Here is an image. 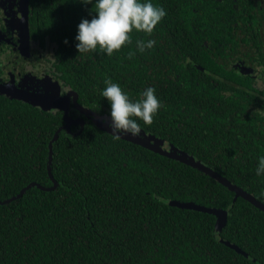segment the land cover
I'll list each match as a JSON object with an SVG mask.
<instances>
[{
	"label": "trees",
	"instance_id": "obj_1",
	"mask_svg": "<svg viewBox=\"0 0 264 264\" xmlns=\"http://www.w3.org/2000/svg\"><path fill=\"white\" fill-rule=\"evenodd\" d=\"M28 1L29 21L57 43L58 70L80 105L115 111L119 122L143 126L141 135L168 141L257 200L264 198L262 159L238 152L241 142L228 144L231 130L213 141L215 129L201 131L193 118L197 106L228 104L216 94L226 82L202 81L201 60L186 59L199 52L200 33L225 37L232 31L230 3ZM216 73L224 74L221 67ZM88 119L78 134L62 129L52 144L56 187L32 186L0 203V264H264L263 210L234 199L207 173ZM63 123L61 110L41 113L0 94V201L30 182L53 185L48 141ZM219 145L225 150L221 160L203 158ZM233 151L242 154L234 158ZM170 200L221 209L223 225L216 233L215 215Z\"/></svg>",
	"mask_w": 264,
	"mask_h": 264
},
{
	"label": "flooded vegetation",
	"instance_id": "obj_2",
	"mask_svg": "<svg viewBox=\"0 0 264 264\" xmlns=\"http://www.w3.org/2000/svg\"><path fill=\"white\" fill-rule=\"evenodd\" d=\"M226 3H230L232 8H235L234 11H228L234 17L232 31L225 37H220L221 34L217 33L210 37L200 33L197 36L200 50L196 56L188 57L186 62L201 60L200 64L203 67L198 66V63L195 65L199 68L198 76L204 82L207 80L215 82L216 79L225 81L226 84L222 85V89H219L216 94L228 98L226 99L228 104L222 107L218 105L197 106L193 118L201 131L202 129H215L211 131V137L217 143L226 139L225 134L231 130L228 144L233 145L241 142L238 152L246 151L250 159L255 158L260 161L261 158L264 167V154L261 153L264 151V0H225ZM17 15H19L18 21H16ZM31 16L32 12L29 10V1L27 0L26 38L21 25V1L0 0V83H14L25 74L37 81L45 77L44 82L39 83L42 87L35 89L32 85L30 89L35 91L33 92L35 94L39 93L40 97L42 94H46L51 98H46L44 109L37 105H31L39 112L51 115L61 110L63 119L66 114L72 120L70 124L64 121L57 127L55 132L59 130L58 134L64 129L72 135H76L82 129L86 119L89 118L90 121L92 118L80 112L76 105L99 114L104 124L110 127L122 130L125 128L124 123L128 126V130L132 129L134 133L140 134L143 126L125 118L119 122L121 117H118L115 111L108 109L98 112L85 105H80L77 101L78 94L62 79L58 70L57 43L46 34L39 32L38 26L33 21H29ZM239 17H243L245 21L238 19ZM16 24L19 26L16 27ZM16 28H19L18 32L15 31ZM218 67H221L224 74L216 73ZM58 86L60 87V96L65 97V101H67L66 106L61 108L49 103L55 101L57 104L59 103L57 99H53L55 96L53 91ZM25 87L28 88L27 85ZM208 112H212L211 116L207 114ZM211 117L213 121H208ZM95 126L97 125L95 124ZM72 129H76V131L71 132ZM223 129L226 130L223 131ZM55 132L48 141V152L49 144L52 147L56 141V139L53 140ZM201 137L202 133L197 135L198 139ZM162 141L164 142L163 147H168L169 142ZM241 145H244L245 149H241ZM223 151H225L224 148L219 145L203 158L213 161L221 160L220 155ZM236 151H233L232 154L234 158L242 154L236 153ZM195 159L201 160L200 158ZM262 172L264 173V169ZM260 202L264 204V198L260 199Z\"/></svg>",
	"mask_w": 264,
	"mask_h": 264
},
{
	"label": "water",
	"instance_id": "obj_3",
	"mask_svg": "<svg viewBox=\"0 0 264 264\" xmlns=\"http://www.w3.org/2000/svg\"><path fill=\"white\" fill-rule=\"evenodd\" d=\"M20 1H21V16H22V19H21L22 24L21 25L23 26L22 31L27 38V34H25V26L27 23V0H20ZM57 89H58V87H56V90L53 91V92H55L54 93L55 96H54V98L53 97L52 98L57 99L59 103L57 104L56 101L53 102L54 104L51 102H49V103L51 105H57L60 108L65 107L67 104V101H65V97L62 98V96H60V94L56 93ZM33 92H35V91H31V89L29 87L27 88V87H24L21 85H15L13 82L10 85L9 84H7V85L0 84V94H5L9 98H14V99L26 101L32 105H37V106H40L41 108L44 109L45 105H46L45 104L46 98H51V97L47 96L46 94H42V96L40 97L39 93L35 94ZM44 95H46V96H44ZM76 108L79 109L80 112H82L86 116H91L92 121L102 130H104V131H106V132H108L114 136L128 140L132 143L138 144V145L145 147L151 151L157 152L160 155L175 159V160L180 161L184 164L195 167V168L207 173L211 177L215 178L221 184L230 188L234 192V199L237 198L238 196L243 197L244 199L248 200L250 203H252L256 207H258L259 209L264 211V204L262 202H260L256 198H254L251 194L247 193L246 191H244L239 186H236L235 184L228 181L225 177L221 176L219 173H217L213 169L209 168L208 166L203 164L201 161L196 160L192 155H189L188 153L181 151L180 149H178V148H176L170 144H168V147H163L164 142L162 140H160L159 138L153 137L151 135L144 136V135L136 134L133 131L128 130L124 126V123H123V126L125 128H122V130L121 129L117 130L114 127H110V126L104 124L102 117L99 114H97L93 111H90L88 109H84L79 105H76ZM64 121L67 122V124L72 123V120L69 119L66 114L64 115ZM65 126L67 127V125H65ZM58 131L59 130H57L55 132L53 140L56 139ZM51 158H52V147H51V144H49L47 170H48V176L53 182V185L51 187H44L38 183L30 182L28 185H26L24 188L21 189L19 194L15 195L11 198H8L6 200L0 201V203H6V202H9L15 198L20 197L25 192L26 189H28L32 186H36V187H39L40 189H48V190H51L54 187H56L57 181H56V179H54V177L50 171ZM169 204L179 206V207H183V208L200 210V211L208 212V213L215 215L216 216V222L214 225V229H215L216 233L219 232L221 226L223 225V220H224V216H225L226 212L221 210V209L205 207V206L198 205V204H196L194 202H190V201L189 202H180V201H176V200H170ZM224 242L228 246L234 248L236 251L244 253L239 247H237V246H235V245H233L227 241H224Z\"/></svg>",
	"mask_w": 264,
	"mask_h": 264
},
{
	"label": "rangeland",
	"instance_id": "obj_4",
	"mask_svg": "<svg viewBox=\"0 0 264 264\" xmlns=\"http://www.w3.org/2000/svg\"><path fill=\"white\" fill-rule=\"evenodd\" d=\"M18 17H19V15H17V17H16V21H18ZM19 25L18 24H16V27H18ZM15 31H19V28H16L15 29ZM44 79H45V77L44 78H42L40 81H39V79H38V81L37 80H35V79H33V78H31V76H26V74L23 76V77H21L20 79H18V80H16V82H14L15 83V85H21V86H28L29 88H31L32 87V85H33V88H38V87H42V86H40V84H42L43 82H44ZM33 81H37V82H33ZM40 83V84H39ZM0 84H2V85H4V83H0ZM7 84H11V82H7L5 85H7ZM31 86V87H30ZM54 89V88H53ZM56 89H54V91H55ZM56 93L57 94H59L60 93V87L58 86V89H57V91H56ZM46 106V105H45ZM124 126L128 129V126L127 125H125L124 124ZM132 130V129H131ZM133 131V130H132ZM134 132V131H133Z\"/></svg>",
	"mask_w": 264,
	"mask_h": 264
}]
</instances>
